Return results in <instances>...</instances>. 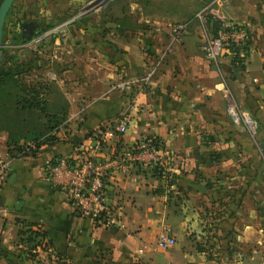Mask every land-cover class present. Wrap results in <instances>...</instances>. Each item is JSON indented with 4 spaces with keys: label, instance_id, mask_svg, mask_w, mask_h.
Listing matches in <instances>:
<instances>
[{
    "label": "crops",
    "instance_id": "1",
    "mask_svg": "<svg viewBox=\"0 0 264 264\" xmlns=\"http://www.w3.org/2000/svg\"><path fill=\"white\" fill-rule=\"evenodd\" d=\"M204 1L208 19H216L208 21L212 33H232L239 41V53L224 47L220 64L203 48L201 24L193 18ZM116 10L106 12L107 21L97 12L92 23L73 26L95 33L91 45L105 44L114 59L130 56L128 82L94 94L105 82L97 74L73 79L75 90L66 88L65 73L52 76L58 91L50 94L48 110L66 111L71 117L33 154H13L8 131L0 129V264H264V0H163L157 12L144 13L146 21L149 16L155 23L142 27L123 19L122 6ZM190 16L166 59L146 71L148 45L160 51L170 35L167 24ZM13 23L10 37L15 32L22 42L31 38V29L22 23L18 28L20 19ZM141 30V40L107 34L96 38L97 33L126 37L123 32ZM146 31L154 33L151 40L143 35ZM74 41L76 48L83 47L79 39ZM61 43L59 48L66 50ZM135 48H142V61ZM109 74L105 79L116 76L114 71ZM230 99L254 117V130L232 120ZM121 120L127 129L117 144L108 138L100 145L88 134ZM142 135L159 139L161 152L167 154L160 162L174 181L154 174L151 168L157 161L149 149L139 167L133 162L126 169L110 166L105 188L117 219L113 225L92 223L41 174L46 157L78 154L108 161ZM12 172L15 176L8 181ZM200 183L206 187L200 189ZM18 218L44 231L46 243L36 254H17ZM162 230L174 238L166 246L157 244Z\"/></svg>",
    "mask_w": 264,
    "mask_h": 264
},
{
    "label": "rangeland",
    "instance_id": "2",
    "mask_svg": "<svg viewBox=\"0 0 264 264\" xmlns=\"http://www.w3.org/2000/svg\"><path fill=\"white\" fill-rule=\"evenodd\" d=\"M164 3L166 4V2ZM118 6L123 7V16L126 15L123 19L127 18L129 20H127V22L132 23L136 27L140 25L142 27L144 23H155L153 18L150 20L149 16H146V18H149L148 21H146L144 13L146 12L147 15H151L157 12L160 7L163 6V0H14L11 7L13 13L8 16L7 25L9 27L11 25L10 28L14 29L13 20L15 21L16 19H20L18 28H20L21 23L25 27L32 25L28 28V31L31 29V38L22 42L20 37L18 38V36H16L15 32L11 37L8 35L5 39L4 47L7 50V55L0 61V70L20 71L18 76L22 79L23 84L29 81H44L49 86V89L46 88L48 101L50 99V94L53 92L57 93L58 91L57 85L52 80V76L58 74H66V79H68L66 80V88L69 90H75L77 88L76 81L73 79H79L78 77L80 74L83 73V75H88V79H90L92 73L94 75L97 74V76L105 82L100 83L93 89L94 94L106 91L108 88L111 89L112 86H116V84L120 85L121 83H127V78L132 75L126 71V69H128L130 56L125 58L126 55L121 56L122 54H118L120 58L114 59L112 55L109 56L110 53L105 47V44L102 45V43H98L99 45L97 46V44L94 43L93 46L91 45L89 40L95 33L86 30L80 32L73 26L74 24L87 25L92 23V15L97 12L104 15L101 16L100 19H106L107 21L108 17L105 16L106 12H117L116 9ZM210 6L215 5L210 4ZM198 11H202L203 25L209 37H213L214 34L208 26L207 11H209V4L205 1L199 4L197 9L194 10L193 15ZM139 13L141 14L140 21H135ZM110 18L116 19L118 17L110 16ZM190 18L192 19L190 16L181 20H171L169 24L166 23L170 27V35L166 40L164 39L165 44L163 43V48H161L160 51H156L152 44L153 46L148 45V48L145 50L147 52L146 57L148 58L145 67L146 71L154 69L157 64L159 67L160 61L162 63L164 59H166L171 47L185 32L184 31L179 38H174L173 27L184 23L187 25ZM193 18L195 17L193 16ZM165 20L166 17L162 23L167 22ZM200 31L202 32L201 26ZM118 33L119 32H114L113 37L111 36V32L103 33V35L102 33H97L96 38H98L97 40L99 41L106 34L109 35L111 39L115 38L117 40L124 38L141 40L142 38V30L136 31L135 33L123 32L122 34L126 37L120 36ZM153 34V32H143V35H146L148 40L152 39ZM11 39H18V41L11 42ZM78 39L83 45L81 49L76 48L74 45V40L78 41ZM201 39L204 43L205 39L203 33ZM103 40L106 41V39ZM59 42H63L61 44L62 46H66V50L64 48H59ZM124 50L127 51L126 49ZM135 50L138 55L141 54L142 61V48H135ZM125 54H128V52ZM64 55V59H59L60 56L62 57ZM101 56H103V58H101ZM216 58L218 64L220 54L217 55ZM113 71L116 76L114 78L105 79V76L109 73V75H112ZM138 72L142 73V68H138ZM60 104L63 105V102ZM66 106H68V103H66ZM20 113L19 117L21 119V117L24 116L26 120L24 121L25 124L28 122L27 118L28 120H34L35 127L41 130L38 134H41V132L44 131L43 129L46 128L43 122H45L47 118L45 116L40 117L41 114L38 111L35 112L33 116L30 115L31 112L27 113L25 111ZM58 113H62V111Z\"/></svg>",
    "mask_w": 264,
    "mask_h": 264
},
{
    "label": "built area",
    "instance_id": "3",
    "mask_svg": "<svg viewBox=\"0 0 264 264\" xmlns=\"http://www.w3.org/2000/svg\"><path fill=\"white\" fill-rule=\"evenodd\" d=\"M202 11L196 12L195 18L201 23L202 33L205 39L203 48L208 55L216 58L226 45H238L239 41L232 38L235 34L225 31L218 32L217 35L209 37L203 25ZM205 18V17H204ZM186 29V23L173 27V37L179 38ZM239 33V32H238ZM240 33L238 37H243ZM227 111L234 122H244L251 130L256 128L254 117L240 111L236 103L230 99ZM71 116H68L64 121ZM127 129L125 120L119 121L116 125L104 127L101 130L92 131L95 140L100 145L107 142V139L116 140L119 143V136ZM33 146V142L29 144ZM145 149H149L152 158L160 161L166 158L167 154L161 152L160 147H156L149 137L142 135L124 151L119 152L116 157L108 161H100L84 155L60 154L46 157L40 167L42 176L48 181L51 187L64 193L70 204L82 215L88 217L94 224L110 225L116 223V215L110 211L108 206V196L105 188L107 172L110 166L116 165L118 168L126 169L135 160H142ZM174 241V238L166 230L158 234L157 244L166 246Z\"/></svg>",
    "mask_w": 264,
    "mask_h": 264
},
{
    "label": "trees",
    "instance_id": "4",
    "mask_svg": "<svg viewBox=\"0 0 264 264\" xmlns=\"http://www.w3.org/2000/svg\"><path fill=\"white\" fill-rule=\"evenodd\" d=\"M11 13H13L12 8L7 14L4 24V40L13 32L10 28L11 25L10 27L7 25V18ZM210 20H214L216 23V19H213V17L208 19V21ZM229 47L233 52H238V46H233L231 43ZM241 48L244 50L245 45ZM19 72L18 70L16 72L0 70V129H6L8 131V141L12 146L9 150L13 152V154L24 156L35 153L41 143L54 138L52 132L62 124L66 118V111H62V113L50 112L48 110V100L46 96V88L49 89V86L41 80L34 82L29 81L23 84L22 79L18 76ZM28 109H34L35 112L38 111L41 114L40 117L45 116L47 118L45 122H43L46 128L43 129L44 131H42L41 134H38L41 130L35 127L33 119H31V121L29 120L30 122L28 121L30 124L28 122L25 124L24 121L26 120L24 116L20 119L19 113L25 111L29 113L27 111ZM34 114L31 112L32 116ZM146 137H149L156 147L160 146V141L157 137L151 135H147ZM20 139H23L24 142L21 143ZM28 142H33L34 145L30 146ZM133 163H135L137 167L141 164L138 160L133 161ZM151 170L154 174L165 176L168 183L174 181L173 175L169 176V171L164 168L163 163L160 161L155 162ZM16 224H18L17 245L19 244L18 246H20V251L17 253L18 255L28 256L29 254H36V252H38L36 251L38 247L43 248L42 245L45 242V233L43 230L34 229L32 223L20 218L16 219ZM6 252L8 253V251Z\"/></svg>",
    "mask_w": 264,
    "mask_h": 264
},
{
    "label": "water",
    "instance_id": "5",
    "mask_svg": "<svg viewBox=\"0 0 264 264\" xmlns=\"http://www.w3.org/2000/svg\"><path fill=\"white\" fill-rule=\"evenodd\" d=\"M14 0H0V61L7 55V50L4 48L5 47V40H4V24L6 21L7 14L11 11V7L13 4ZM21 35H24L25 38L29 36V33H24L23 31L21 32ZM15 39H11V42H15ZM237 69V68H236ZM15 176V172H12L7 180L12 181V179ZM206 187V184L200 183L199 188L204 189ZM21 200L16 203V207L21 204Z\"/></svg>",
    "mask_w": 264,
    "mask_h": 264
},
{
    "label": "flooded vegetation",
    "instance_id": "6",
    "mask_svg": "<svg viewBox=\"0 0 264 264\" xmlns=\"http://www.w3.org/2000/svg\"><path fill=\"white\" fill-rule=\"evenodd\" d=\"M35 24H36V23H35ZM35 24H34V25H35ZM30 26H32V25H30ZM30 26H28V28H30ZM26 27H27V26H26Z\"/></svg>",
    "mask_w": 264,
    "mask_h": 264
}]
</instances>
